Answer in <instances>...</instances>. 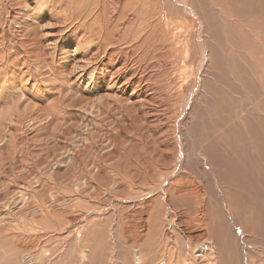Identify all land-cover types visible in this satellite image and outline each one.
Returning a JSON list of instances; mask_svg holds the SVG:
<instances>
[{"label": "rangeland", "instance_id": "374dc122", "mask_svg": "<svg viewBox=\"0 0 264 264\" xmlns=\"http://www.w3.org/2000/svg\"><path fill=\"white\" fill-rule=\"evenodd\" d=\"M151 2L169 17L165 41L179 44L172 66L181 65L188 102L176 131L181 160L171 163V174L147 181L166 184H149L139 196L126 183L133 202L116 198L111 205L110 185L85 189L86 156L79 143V156L68 159L67 136L52 148L63 165H0V264H264V0ZM172 66L170 72L179 68ZM176 98L168 101L170 114ZM176 183L196 189L179 197L171 192ZM148 198L153 207L142 214ZM66 213L78 221L67 224Z\"/></svg>", "mask_w": 264, "mask_h": 264}, {"label": "bare ground", "instance_id": "6f19581e", "mask_svg": "<svg viewBox=\"0 0 264 264\" xmlns=\"http://www.w3.org/2000/svg\"><path fill=\"white\" fill-rule=\"evenodd\" d=\"M151 3L0 0V165L25 168L29 161L32 167L63 165L64 158L52 148L64 135L72 148L70 161L79 156L81 143L86 156L82 173L85 189L94 182L112 187L107 203L116 198L132 201V190L138 189L140 196L149 184L156 189L163 183L160 179L147 181L155 175L164 178L171 174V163L176 157L181 160L176 131L188 102L182 99L186 87L180 85L181 65L176 62L173 66L179 68L172 66L178 39L165 41L168 23L162 21L167 13L159 3L154 7ZM171 94L177 96L176 113L173 110L172 114ZM180 101L183 107L179 113ZM188 185L177 184L171 192L179 197L190 195L196 188ZM169 200L170 195L167 203ZM152 207L153 200L148 198L140 211L147 213ZM64 215L67 224L78 221L71 213ZM178 218L183 222L187 216L182 213ZM0 230L3 234L4 229ZM201 250L206 253L210 248ZM136 259L140 261L139 255Z\"/></svg>", "mask_w": 264, "mask_h": 264}]
</instances>
